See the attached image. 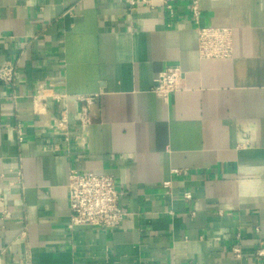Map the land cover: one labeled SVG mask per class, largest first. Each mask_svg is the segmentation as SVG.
<instances>
[{"label":"crops","instance_id":"obj_1","mask_svg":"<svg viewBox=\"0 0 264 264\" xmlns=\"http://www.w3.org/2000/svg\"><path fill=\"white\" fill-rule=\"evenodd\" d=\"M192 1L0 0V67H20L0 81V264H264V0H199V22ZM198 24L231 27L234 56L201 59ZM72 168L115 177L118 227L70 229Z\"/></svg>","mask_w":264,"mask_h":264},{"label":"built area","instance_id":"obj_2","mask_svg":"<svg viewBox=\"0 0 264 264\" xmlns=\"http://www.w3.org/2000/svg\"><path fill=\"white\" fill-rule=\"evenodd\" d=\"M133 10L139 2L148 0H126ZM169 14L173 15L172 4L166 2ZM191 10L194 18L199 22L201 11L199 0H193ZM198 35L199 57L201 59L232 58L234 56V30L228 26H201L195 28ZM20 72L19 63H6L0 67V81L6 85L15 87L16 80ZM185 89V73L180 65L166 66L162 68L154 78L152 91L165 101H168L175 92ZM45 89L40 87L38 94L34 96V111L42 113V105L46 100ZM14 101L17 96L14 94ZM61 99L62 96H56ZM97 96H79L78 100L82 103L79 116L78 127L71 131L69 119L66 115L54 125L57 130H64L66 141L74 137H81L92 123L90 115L91 107L95 103ZM20 134V132H19ZM22 139V136L20 137ZM69 210H70V229L78 226H92L97 229H112L118 227L124 220L126 212L121 206L120 199L124 192L118 188L116 179L113 175L96 173L95 171H79L75 168L69 172ZM186 198H191L190 193L185 194ZM237 257L240 249L234 248ZM257 256H264V249L259 248Z\"/></svg>","mask_w":264,"mask_h":264}]
</instances>
